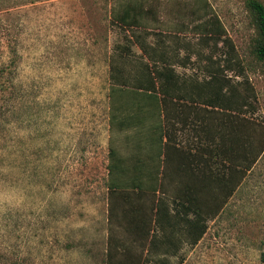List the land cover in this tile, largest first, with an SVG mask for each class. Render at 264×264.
<instances>
[{"label":"rangeland","instance_id":"1","mask_svg":"<svg viewBox=\"0 0 264 264\" xmlns=\"http://www.w3.org/2000/svg\"><path fill=\"white\" fill-rule=\"evenodd\" d=\"M249 1L0 0V264H264V62ZM140 6L138 26L112 19ZM158 72L185 101L228 110L243 141L245 182L187 253L133 221V191L112 207L107 188L111 78L134 89L151 73L161 89Z\"/></svg>","mask_w":264,"mask_h":264},{"label":"crops","instance_id":"2","mask_svg":"<svg viewBox=\"0 0 264 264\" xmlns=\"http://www.w3.org/2000/svg\"><path fill=\"white\" fill-rule=\"evenodd\" d=\"M185 93L187 101L159 89L157 102L145 105L141 122L124 120L122 114L108 119L115 146L109 152L107 188L116 191L115 197L117 191H133V221L138 222L142 208L146 230L152 233L156 227L174 253L198 247L199 232L213 220L215 208H226L246 179L240 129L231 140L228 110ZM142 196L148 203H137Z\"/></svg>","mask_w":264,"mask_h":264},{"label":"trees","instance_id":"3","mask_svg":"<svg viewBox=\"0 0 264 264\" xmlns=\"http://www.w3.org/2000/svg\"><path fill=\"white\" fill-rule=\"evenodd\" d=\"M249 7L253 11L256 21V26L258 29V43L255 48V55L259 61L264 62V7L258 3L257 1H249ZM139 13V14H138ZM112 19L123 28L129 29L132 26H138L137 18L141 16V6L138 9L128 8L119 10L118 8L112 9ZM158 77L164 79L165 86L161 85L156 86L155 78L151 77V73H149L146 78V83H139L137 87L134 89H129L125 82L123 81H116L111 78V83L109 85V117L110 121L118 118V115H124V120H137L138 122L142 121L144 117L143 113L145 112V105L146 104H155L158 100V91L163 94H169L172 86L174 85L173 75L165 74L162 72H158ZM154 75V74H153ZM215 99V98H214ZM219 99V97H218ZM207 101V100H204ZM208 103H212L207 101ZM127 118V119H126ZM108 174H110V168H108ZM109 191L112 192V189L109 188ZM124 193L120 194L119 196H111V201L114 207L116 203L125 197ZM132 192V191H131ZM143 191L139 190L138 194L141 195ZM132 211H135V208L132 206ZM138 213L142 214L143 211H139ZM144 214V213H143ZM142 217V216H140ZM141 222H143L142 229L146 230L147 223L144 218H138ZM138 220V221H139ZM137 223V222H136ZM138 228L136 224L135 230ZM204 233V231L199 232V238ZM262 261L264 263V255L262 256Z\"/></svg>","mask_w":264,"mask_h":264}]
</instances>
